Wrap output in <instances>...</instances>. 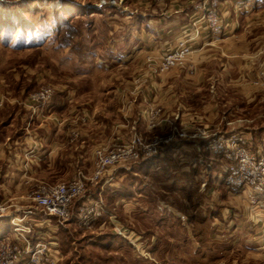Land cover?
Instances as JSON below:
<instances>
[{"label": "crops", "instance_id": "1", "mask_svg": "<svg viewBox=\"0 0 264 264\" xmlns=\"http://www.w3.org/2000/svg\"><path fill=\"white\" fill-rule=\"evenodd\" d=\"M138 1L140 10L137 8L135 20L123 28L121 34L126 48L118 51L122 61L133 70L122 77L121 110L126 113L120 121L131 122L142 131L149 107L161 106L168 120L163 121L154 133L168 131L170 122L179 125L182 121H189L219 133L245 132L256 146L254 149L258 150L260 144L264 143V137H257L252 130H234L239 126L235 125L238 118L232 117L234 110L228 114L222 108L223 104H233L226 94L230 92H225L226 102H220L219 94H223L226 88L231 92L243 93L249 103L264 102V90L252 88L248 81L264 56V0H220L223 34L213 35L205 30L195 42L186 66L163 73L152 72L146 65L147 57L159 58L176 47L179 40L189 33L192 22L200 16L210 0H177L164 5L150 3L148 0ZM71 95L55 97L50 116L35 118L29 128V114L22 105L7 103L0 109V202L8 201L16 206L28 205L29 193L38 182L68 181L79 169L91 170L95 148L112 143L111 135L97 138L101 135L97 131H103L104 134L108 127L112 132V126L109 123L105 126V122L101 123L87 109L80 108L78 101L75 105L68 102ZM80 114L89 115L88 120L79 121L77 117ZM225 126L230 130L223 132ZM73 128L79 131V137L71 142L70 131ZM120 131L118 129L117 134ZM197 146L196 140L183 139L168 151L165 150L162 156L143 162L139 171L148 174L160 166L175 172L181 168L178 164L183 163L180 169L183 172L177 175L184 176V179L192 176L197 180L196 175L193 176L189 170L190 165L185 166V163H190L187 157L194 156L196 160L204 158L205 154L200 153ZM84 158L90 162L85 168L79 166ZM198 168L199 175L204 176V166ZM205 169V174L210 176L209 180H215L208 183L204 181L207 187L203 184L199 189L213 194L206 207L211 212L203 216L205 222L202 223L209 222L213 230L207 234L194 233L185 225L188 232L185 240L197 237L204 239L205 245L200 251L211 253V241L212 244L215 241L218 244L224 240L231 241L232 245L223 247L222 252L232 248L230 252L233 253L234 244L243 245L251 257L250 261L264 264V203L252 211L244 194L230 191L226 186L218 190V170L215 167L206 166ZM122 173L123 170L121 183L125 175ZM118 181L107 183L105 187L117 189L114 187ZM191 185L195 186V183ZM136 189V202L128 198L120 199L128 213L141 209L138 199L141 194ZM108 209L114 212L112 208ZM4 219H8V216H0V223ZM32 221L36 232L46 236L52 245L61 250L57 234L61 223L55 224L54 218L42 212L34 215ZM119 221L124 224L120 218ZM130 234L135 236L134 231H130ZM152 238H155V234H152ZM134 256L133 263L126 264H145ZM219 263H223V260Z\"/></svg>", "mask_w": 264, "mask_h": 264}, {"label": "rangeland", "instance_id": "2", "mask_svg": "<svg viewBox=\"0 0 264 264\" xmlns=\"http://www.w3.org/2000/svg\"><path fill=\"white\" fill-rule=\"evenodd\" d=\"M137 1L0 0V82H3L0 83V95L21 97L40 83L48 82L66 92L65 96L72 94L68 101L72 105L78 101L80 108L87 109L101 123L105 122V126L107 123L112 126V132L108 127L104 134L97 131L101 134L97 138L111 135L113 143L121 141L134 130L147 138L158 134L147 129L146 116L151 107L145 116L142 131L131 122L120 121L126 113L121 110L122 77L133 70L122 61L118 51L126 48L121 34L123 28L135 20L137 8L140 10ZM131 14L133 17H130ZM223 92L219 94L220 102H226L225 92H230L226 94L235 104L234 107L231 103L222 105L223 111L229 114L234 110L232 117L238 118L235 125L239 126L234 130H252L257 137L263 138L264 102L249 103L243 93L231 92L226 88ZM118 129H121L120 134H117ZM227 130H230L228 126L222 129L223 132ZM251 145L252 148L256 147ZM260 146L258 150L264 147V143ZM203 153V163L198 164L194 156L187 157L190 163H185V166L190 165L189 170L197 180L192 176L184 179V176L177 175L178 172L182 174L180 169L183 163L178 164L181 168L175 172L160 166L148 174L141 172L139 168L146 159L124 169V182L119 180L114 187L117 189L113 190L134 191V195L128 197L134 202L137 200L135 189L138 188L141 194L138 197L140 210L126 212L120 199H110L108 207L114 210L129 232L134 231L137 238L132 236L133 240L142 251L148 250L151 257L141 255L130 239L114 233L109 227L84 229L75 218V221L61 223L58 229L60 263L126 264L133 263L136 255L145 264H256L250 261L251 257L243 245L234 244L233 253L230 252L232 248L222 252L223 247L228 248L232 242L224 240L212 244L211 241V253L200 251L205 245L204 239L185 240V236H188L185 225L194 233L207 234L213 230L208 221L202 223L205 222L203 216L211 212L206 207L213 194L199 189L206 184L204 181L215 180H209L205 167L212 166L218 170V190L226 186L224 175L228 168L227 161L208 152ZM80 163L79 166L83 168L90 165L89 159L85 158ZM192 165L195 167L192 168ZM201 165L204 166V176L199 175L198 167ZM191 183H195V186ZM94 187L89 185L86 196L95 198L99 195L100 190L96 191ZM78 204L80 206L82 201ZM152 234H155L154 239ZM220 260L223 263H219Z\"/></svg>", "mask_w": 264, "mask_h": 264}, {"label": "built area", "instance_id": "3", "mask_svg": "<svg viewBox=\"0 0 264 264\" xmlns=\"http://www.w3.org/2000/svg\"><path fill=\"white\" fill-rule=\"evenodd\" d=\"M164 5L177 0H148ZM220 0H210L200 16L191 24L189 33L179 40L176 47L159 58L147 57V64L154 73L167 72L187 64L193 53L194 44L207 30L213 35H222ZM252 88L264 89V56L249 77ZM59 88L52 83L40 85L21 97L0 95V108L7 103H18L29 114L27 127L32 126L35 118H46L52 113L53 101ZM79 121L86 122L88 117L80 115ZM161 106H153L146 116L149 131L155 130L167 121ZM79 137L76 128L70 131V141ZM183 139L197 141L200 153L208 152L227 161L224 181L233 192H243L252 211L264 203V147L252 148L250 137L242 131L219 133L199 123L182 121L179 125L170 122L168 131L147 138L137 130L128 133L121 141L95 148L91 170L79 169L68 181L36 184L29 193V204L16 206L8 201L0 202V216H8L9 232L0 237V264H60L61 250L51 244L43 234H38L32 218L44 213L54 218L55 224L75 221L84 229L109 227L114 233L130 239L138 252L150 256L148 250L142 251L118 215L109 210L102 195L105 184L122 178L121 171L141 160L162 156L170 145L179 144ZM203 163V158H198ZM101 182L97 197H87L78 210L73 204L78 198L86 196L89 185ZM17 211V212H14ZM57 222V223H56ZM151 257V256H150Z\"/></svg>", "mask_w": 264, "mask_h": 264}, {"label": "trees", "instance_id": "4", "mask_svg": "<svg viewBox=\"0 0 264 264\" xmlns=\"http://www.w3.org/2000/svg\"><path fill=\"white\" fill-rule=\"evenodd\" d=\"M66 92L64 91H59L56 93L55 97H58L60 95H64L65 96ZM54 97V98H55ZM172 145L168 146L166 151H168L170 148H171ZM155 157H152L150 158L151 161L154 159ZM149 160V159H147ZM94 189L96 191H99L100 188H101V182H98L96 184H94ZM129 187H127L128 189ZM103 196H104V199L106 201V204L108 206L109 204V200L110 199H121V198H131L132 195H134V191H131V192H126V191H122V190H113L109 187H105L104 190H103ZM97 196V195H96ZM86 199L84 197H81V198H78L77 200H75L74 204H73V209L74 211H77L78 210V207H79V204L78 202L80 203L81 201L84 202ZM2 229V230H1ZM10 230V222H9V219H4L3 223H0V237L6 235ZM112 237H115V236H112Z\"/></svg>", "mask_w": 264, "mask_h": 264}]
</instances>
